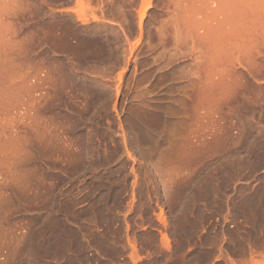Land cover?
Returning a JSON list of instances; mask_svg holds the SVG:
<instances>
[{"label":"rangeland","instance_id":"1","mask_svg":"<svg viewBox=\"0 0 264 264\" xmlns=\"http://www.w3.org/2000/svg\"><path fill=\"white\" fill-rule=\"evenodd\" d=\"M0 264H264V0H0Z\"/></svg>","mask_w":264,"mask_h":264}]
</instances>
